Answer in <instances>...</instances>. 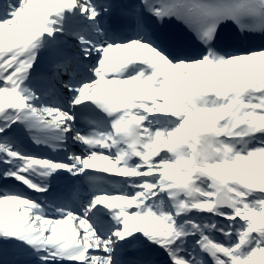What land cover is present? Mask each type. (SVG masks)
<instances>
[{
	"label": "snow or ice",
	"instance_id": "snow-or-ice-1",
	"mask_svg": "<svg viewBox=\"0 0 264 264\" xmlns=\"http://www.w3.org/2000/svg\"><path fill=\"white\" fill-rule=\"evenodd\" d=\"M0 264H264V0H0Z\"/></svg>",
	"mask_w": 264,
	"mask_h": 264
}]
</instances>
